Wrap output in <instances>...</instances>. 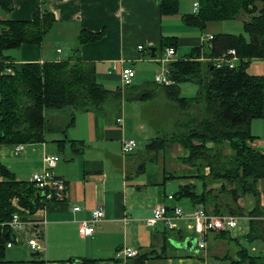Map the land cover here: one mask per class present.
<instances>
[{
  "label": "crops",
  "instance_id": "obj_1",
  "mask_svg": "<svg viewBox=\"0 0 264 264\" xmlns=\"http://www.w3.org/2000/svg\"><path fill=\"white\" fill-rule=\"evenodd\" d=\"M192 1L191 6L180 7L177 13L166 17L161 14L158 0H13V9L3 13L2 20H29L37 10L46 7L54 13L56 22L41 45L22 43L19 47L6 49L4 54L9 56L6 62L73 61L80 55L83 60L96 64L98 79L108 87L109 80L119 79L124 66L135 68V83L143 85L159 70L160 62L155 59L163 52L160 47L163 38L175 43L178 60L188 59L197 47L203 54L214 39L210 41L208 34L226 33L225 21H208L204 29L188 25L183 16L198 12L194 6L196 0ZM247 16L242 13L238 18L245 21ZM165 17L170 18L167 24ZM82 29L95 33L104 31L105 34L97 41L79 44ZM152 47L156 48L154 56ZM256 60L264 59L256 58L252 62ZM247 70L252 75L259 74L249 67ZM2 75L0 71V98ZM141 107L140 102H124L121 111L124 127L116 122L118 115L106 118L93 111L76 112L75 124L67 128L66 133L62 130L70 115H65L64 110L69 109H54L49 111L51 122H57L56 135L51 138L54 147L49 148L46 140L25 143V150L19 155L15 152L16 144L0 146V165H5L7 170L10 168L18 181L31 182L33 173L42 170L45 153L56 154L54 149L65 148L70 152V159L60 155L61 160L53 168L54 173L67 183L68 189L64 200L47 204V222L41 229L43 239L40 240L43 250H37L41 257L32 256L35 251L28 245L31 233L21 232L15 234L12 247L4 248L5 264H139L135 257L125 258L120 252L127 247L140 253H153L143 264H232L240 248L245 247V235L234 233L240 221L231 231L210 232L203 249L198 248L194 240L189 242L190 248L176 245L194 238L192 234L186 239L179 238L178 231L185 230L183 222L175 230H170L163 221L152 227L146 225V219L161 204L182 206L189 211L200 207L201 204L191 197L178 194L183 187H191L201 194L210 188L219 189L223 180L205 186L197 168L187 160L189 151L179 143L170 142L160 151L146 148L147 152L141 154L136 148L135 152L124 154L123 139H136V135H142L148 142L153 137L151 123L139 115ZM251 132L255 138L249 144L264 149V102L263 116L252 121ZM66 138L70 141L59 145V141ZM71 140L82 141V151H74ZM11 156H20L22 161L14 166L9 160ZM25 161L32 162L35 167L29 168L31 165ZM5 179L0 173V181ZM169 195L173 197L169 198ZM238 204L243 208V214L237 216L250 221L248 212L255 207V197L243 195ZM76 205L81 206L80 211L73 210ZM98 205L104 207V218L92 235H81L80 221L89 218ZM203 205L212 212L215 209L213 204ZM262 205L264 209V197ZM13 249H27L29 253L19 255L17 251L13 253ZM252 249L258 250L255 246ZM7 251L12 253L8 255Z\"/></svg>",
  "mask_w": 264,
  "mask_h": 264
},
{
  "label": "trees",
  "instance_id": "obj_2",
  "mask_svg": "<svg viewBox=\"0 0 264 264\" xmlns=\"http://www.w3.org/2000/svg\"><path fill=\"white\" fill-rule=\"evenodd\" d=\"M158 1L162 15H173L180 8V0ZM199 4L196 14H185L183 18L188 25L200 29H204L208 21L233 19L242 13L248 15L244 22L248 37L218 34L203 53L204 58H211L235 48L242 59L238 67H216L211 60L201 58V48L197 47L188 59L169 63L174 84H159L153 80L140 85L134 81L132 85L111 90L98 79L96 64L83 60L80 55L73 61L6 65L9 58L4 54L6 49L19 47L22 43L41 45L56 17L45 7L37 10L29 20H2V14L13 9V0H0V24L7 29L0 35V71L3 72L0 146L44 142L47 132L56 131L49 116L50 109L70 107V120L62 130L66 133L67 128L75 124L76 112H101L106 118L117 115L118 118L124 102H140L145 106L150 102L158 103V92H163L164 104L171 109L169 118L177 130L173 134L164 133L153 120L143 116L142 109L141 119L150 122L155 129L146 148L160 151L170 142L179 143L189 151L187 160L197 168L205 186L223 180L222 189L210 188L197 194L191 187H183L178 192L180 196L191 197L195 203L207 204L213 197L219 201L215 203V214H243L238 200L243 195L252 194L255 207L248 212L250 230L245 238L248 241L259 239L264 243V149L249 144L255 138L251 132L252 121L263 116L264 76L252 75L247 70L253 59L264 58V0H199ZM104 34V31L95 33L82 29L79 44L97 41ZM174 44L171 39L166 41L163 38L160 47L164 50ZM186 82L197 84L199 89L194 96L182 94L181 85ZM111 100L115 102L114 106ZM67 140H60L59 145H64ZM72 143L74 151H82V141L73 140ZM207 167L208 172L205 171ZM0 173L6 178L0 181V223L11 220L15 208L10 199L14 196L31 209L40 206V194L32 182L16 180L15 175L2 165ZM227 185L232 188L228 189ZM178 234L179 238L185 239L188 235L185 230H179ZM14 238L9 225L0 226L1 246ZM149 253L139 252L135 258L143 264L153 255ZM4 255L3 249L0 264L6 263ZM232 264H264V254L252 255L242 247Z\"/></svg>",
  "mask_w": 264,
  "mask_h": 264
},
{
  "label": "built area",
  "instance_id": "obj_3",
  "mask_svg": "<svg viewBox=\"0 0 264 264\" xmlns=\"http://www.w3.org/2000/svg\"><path fill=\"white\" fill-rule=\"evenodd\" d=\"M195 10H199V1L194 3ZM214 38L213 34H208V39L211 41ZM209 46V44H208ZM140 49L143 47L140 46ZM177 49L174 46L166 47L161 56L157 58L162 63V70L155 76V81L159 84L170 85L174 84V80L171 78V72L169 69V63L177 60ZM209 59L216 67H229L236 68L240 64L241 57L235 48H230L219 56ZM264 59V58H262ZM11 72L12 69L9 68ZM120 81L123 86L132 85L136 78V69L131 66H124L120 71ZM116 122L124 127V118L119 116ZM16 154H21L25 150L24 143H18L14 146ZM137 148V140L135 138H127L122 141V151L124 154H130L135 152ZM61 160L59 154L43 155V167L42 170L33 173L31 182L40 194V206L38 208L31 209L21 204L18 197L12 199V205L15 207V212L12 214L11 220L2 224L9 225L14 234L16 233H31V237L28 238V245L33 250H43V246L40 240L43 239L42 227L46 224V212L47 204L50 201L64 200L66 197L68 185L60 177H58L53 168ZM173 195H169L172 198ZM74 211H80L81 206L76 205L73 207ZM105 216V210L103 205H98L92 210L89 218L83 219L79 223V232L83 236L92 235L96 231V225ZM239 217L234 214H215L208 210L206 207H198L194 210L187 211L182 206L169 207L166 204H161L154 208L153 213L146 219V225L152 227L159 221L166 223L170 230L180 228V222L184 223L183 228L188 234H192L196 239L198 248L203 249L207 245V235L210 232H224L231 231L238 226ZM13 240H9L0 245V252L6 248L12 247ZM121 253L125 258L136 257L139 255V251L130 247L123 248Z\"/></svg>",
  "mask_w": 264,
  "mask_h": 264
},
{
  "label": "rangeland",
  "instance_id": "obj_4",
  "mask_svg": "<svg viewBox=\"0 0 264 264\" xmlns=\"http://www.w3.org/2000/svg\"><path fill=\"white\" fill-rule=\"evenodd\" d=\"M197 1H199V0H196L195 2H197ZM192 2H193L192 0H180L179 5H180V7L185 8V6L186 7L187 6L189 7V5L191 6ZM166 17H170V16L166 15ZM166 17H165V23L167 24L170 22L169 21L170 18H166ZM224 21H225L224 27H225L226 33L236 34V35H245L246 37H248L247 33L245 32V27H244L245 21L244 20L237 17V18H233V19H227ZM4 30H7L6 27L4 25L0 24V35L3 33ZM202 57H203V54L201 52V58ZM155 60L157 61V59H155ZM7 63H9V62H6V65H7ZM15 65H18V64H15ZM8 68H10V67H8ZM249 68L251 71H253L255 73H259L258 75L264 76V60L253 61L252 63H250ZM161 70H162V66L159 63V70L155 74L150 75L149 80L153 81L155 78V75L157 73L161 72ZM108 82L110 84V87H108L109 86L108 84L103 83L108 89L115 90L118 87H123V85L119 79H112V80H109ZM135 82H136V80H135ZM181 89H182V94L191 97V96H194L198 92L199 88H198L197 84H195L193 82H186V83H182ZM165 99L166 98L164 96V93L158 92V103L150 102V103L146 104V106L144 104H142L141 110L144 109L143 116H146V118H148L149 120H153L154 125L156 127H158L159 129H162V131L164 133L170 132L171 134H173V132H175V130H177V127L175 128L174 122L169 118L171 109H170V107H167L164 104ZM110 103L112 106H114V104H115V102L112 100L110 101ZM67 109L71 110L70 107H67ZM52 110H54V109H50V110H48V112L52 111ZM69 110H64V114L69 115L71 113ZM174 112L176 113L175 110H174ZM96 113L102 114L101 112H96ZM139 115H140V112H139ZM177 121H178V118H177ZM52 125L56 126L57 122H52ZM154 125L149 124V126L151 127V129L153 131V135H155ZM55 135L56 134L54 132H47L46 133L45 139H46V143L49 146V148L54 147L52 144L54 141H51V138L54 137ZM135 137H136V140L138 141L137 149H138L139 153L145 154L147 152L146 147H145L147 144V141L143 138L142 135H136ZM39 147H40V151H41L42 147L41 146H39ZM53 151H55L56 154L62 155L63 158L67 157L70 159V157H69L70 152H68V150H66V148L64 150L54 149ZM0 159H2L1 153H0ZM9 160L12 164H14V166H17L18 162L22 161V157L11 156ZM0 164H2V163H0ZM25 164H27L29 166L31 165V167H29V168L35 167V165L32 164V162L30 163V162L25 161ZM2 166L7 168L5 165H2ZM205 171L208 172L209 168L208 167L205 168ZM227 187H228V189H230V188H232V185H227ZM260 187H261V185H260ZM219 189H222V188L220 187ZM210 200H212V201L211 202L209 201V203L213 204L214 206H215V203H219V201L214 200L213 197H210ZM199 204H201L200 207L204 206L203 203H199ZM11 205H12V202H11ZM183 206L185 207V205H183ZM185 210L188 211L190 209L185 208ZM238 215H240V214H238ZM262 219H264V217ZM239 221H240L239 226L235 229L234 233H237L240 236H243V235L246 236V234L249 232L250 221L247 218H241ZM1 225H5V224L0 223V226ZM262 242L263 241H260L257 239L253 240V241H248L246 239L244 246L248 249L249 253L252 255L264 254V244ZM253 246L257 247L258 250L257 251H256V249L253 250L252 249ZM11 251H13V253H15L17 251L19 253V255H24V254L29 253V251L27 249L22 250V251L13 249ZM11 251L10 252L7 251V252H9L8 255H10V253H12ZM8 255H7V257H8Z\"/></svg>",
  "mask_w": 264,
  "mask_h": 264
},
{
  "label": "water",
  "instance_id": "obj_5",
  "mask_svg": "<svg viewBox=\"0 0 264 264\" xmlns=\"http://www.w3.org/2000/svg\"><path fill=\"white\" fill-rule=\"evenodd\" d=\"M151 51H152L153 56H154V53H155V51H156V48H155V47H152V48H151ZM193 240L196 242V239H195V238H190V239H187V240L184 241V242H177L176 245H178V247H189V248H190V246H188V244H189V242L193 243V242H194ZM191 247H192V246H191ZM34 251H35V252L32 253V256H33L34 258H40V257H41V253L38 252L37 250H34Z\"/></svg>",
  "mask_w": 264,
  "mask_h": 264
}]
</instances>
